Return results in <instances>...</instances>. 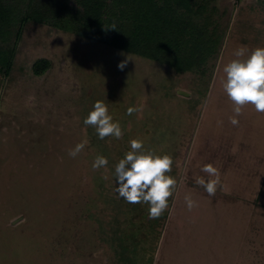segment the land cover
I'll return each mask as SVG.
<instances>
[{"label":"rangeland","instance_id":"obj_1","mask_svg":"<svg viewBox=\"0 0 264 264\" xmlns=\"http://www.w3.org/2000/svg\"><path fill=\"white\" fill-rule=\"evenodd\" d=\"M211 5L221 39L204 75L49 25L22 28L0 74V264H264V113L246 105L232 125L222 86L238 48L247 56L264 47V0ZM39 58L50 66L35 75ZM97 100L120 123L122 142L143 135L147 151L173 157L177 187L159 218L117 194L105 142L114 137L83 123ZM129 107L142 110L128 115ZM98 155L108 165L94 170ZM206 164L220 172L214 196L196 183L210 178Z\"/></svg>","mask_w":264,"mask_h":264},{"label":"trees","instance_id":"obj_2","mask_svg":"<svg viewBox=\"0 0 264 264\" xmlns=\"http://www.w3.org/2000/svg\"><path fill=\"white\" fill-rule=\"evenodd\" d=\"M212 1L0 0V74L7 75L11 69L22 28L35 23L165 64L177 73L204 75L221 39ZM113 24L115 30L111 29ZM49 66L47 59L39 58L32 71L41 75ZM128 136V143L116 138L105 140L115 155L114 164L131 150L132 139H140L147 146L143 135ZM153 248L154 253L155 242Z\"/></svg>","mask_w":264,"mask_h":264},{"label":"clouds","instance_id":"obj_3","mask_svg":"<svg viewBox=\"0 0 264 264\" xmlns=\"http://www.w3.org/2000/svg\"><path fill=\"white\" fill-rule=\"evenodd\" d=\"M113 24L111 29L115 30ZM235 59L223 67L226 79L223 90L228 99L233 103L234 115L230 117L232 125H238L237 117L242 115L246 105L254 106L258 113H264V47H257L246 56V48L241 46L234 52ZM126 61L118 64L123 70ZM137 107H129L127 114L141 111ZM83 123L95 128L98 137L104 139L112 136L120 139L123 136L121 125L113 120L109 114L108 105L97 100L93 110L89 112ZM222 123V122H220ZM87 140L82 141L69 150V155L75 158L86 146ZM131 150L115 166V177L118 182L116 192L130 204H149L148 215L150 219L159 218L169 207V198L177 187V180L168 175L172 171L173 157L168 154L157 155L152 151H144L143 141L132 139ZM108 165V159L98 155L93 162V169ZM206 173L208 180L198 177L196 183L203 187L209 196H214L221 183L220 172L213 164H206L201 169ZM107 179V177H105ZM189 211L197 206L190 194L184 197Z\"/></svg>","mask_w":264,"mask_h":264},{"label":"water","instance_id":"obj_4","mask_svg":"<svg viewBox=\"0 0 264 264\" xmlns=\"http://www.w3.org/2000/svg\"><path fill=\"white\" fill-rule=\"evenodd\" d=\"M178 93H180L182 95H187L185 92H182V91H178Z\"/></svg>","mask_w":264,"mask_h":264}]
</instances>
